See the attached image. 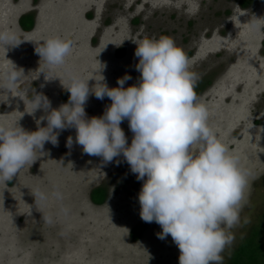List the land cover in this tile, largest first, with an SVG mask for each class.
<instances>
[{"label": "rangeland", "instance_id": "obj_1", "mask_svg": "<svg viewBox=\"0 0 264 264\" xmlns=\"http://www.w3.org/2000/svg\"><path fill=\"white\" fill-rule=\"evenodd\" d=\"M28 13L35 15V25L25 31L20 18ZM256 18H264V0H0V31L10 30L23 41L6 52L0 46V126L18 123L29 132L45 127L44 113L32 114L28 103L35 92L53 109L68 103L63 68L53 80L41 73L47 68L35 48L43 41L71 39L63 67L89 80L90 88L118 87L126 74L132 77L127 88L140 77L137 44L171 37L189 59L195 88L204 86L198 99L209 111V127L251 172L239 223L230 230L234 240L221 253L227 264L252 227L264 223V24L254 29ZM12 64L24 75L7 89L4 73ZM110 104L107 97L90 95L86 116L100 117ZM121 128L130 145L128 122ZM75 136V129L63 131L58 146L45 144L48 155L38 156L7 185L0 182V264H179L171 236L159 239L161 227L140 218L143 182L126 162L104 165L102 158L84 154ZM53 185L64 194L68 217L55 215V201L35 207L30 191L36 186L50 191ZM100 186L108 196L96 205L91 193ZM39 211L52 213L55 222L45 224ZM140 226L141 236L134 239Z\"/></svg>", "mask_w": 264, "mask_h": 264}, {"label": "clouds", "instance_id": "obj_2", "mask_svg": "<svg viewBox=\"0 0 264 264\" xmlns=\"http://www.w3.org/2000/svg\"><path fill=\"white\" fill-rule=\"evenodd\" d=\"M256 22L254 29L264 18ZM22 42L14 32L0 31L5 52ZM72 49L73 41L61 38L47 39L35 48L47 68L41 72L45 80L56 79L55 70L63 68L69 101L53 109L46 96L35 92L28 103L32 114L44 113L40 121H46L45 127L29 132L18 123L0 126V182L13 181L38 156L48 155L46 143L56 147L63 131L75 129V143L84 154L102 158L104 165L126 162L143 182L138 193L140 218L161 227L159 239L171 236L180 251L179 264H223L221 253L234 240L230 230L239 223L251 172L209 127V111L199 102L184 51L168 36L144 39L134 53L140 73L136 84L125 88L132 79L126 74L117 80L118 87L100 83L90 88L89 80L63 67ZM22 75L23 70L13 65L4 73L5 87L14 88ZM90 95L111 100L102 116H86ZM124 121L133 134L130 145L121 128ZM73 143L69 136L66 147L71 149ZM30 192L36 209L55 201L56 216L70 215L58 185L50 191L36 186ZM39 212L45 224L55 222L52 213Z\"/></svg>", "mask_w": 264, "mask_h": 264}, {"label": "trees", "instance_id": "obj_3", "mask_svg": "<svg viewBox=\"0 0 264 264\" xmlns=\"http://www.w3.org/2000/svg\"><path fill=\"white\" fill-rule=\"evenodd\" d=\"M247 3V2H246ZM35 25L33 13L24 14L20 18V26L25 31H30ZM204 86L194 88L197 96ZM108 189L105 186L95 188L91 193V200L96 205H102L107 200ZM143 231V226L133 230L132 236L138 239ZM227 264H264V223L252 227L248 236L237 246L230 256Z\"/></svg>", "mask_w": 264, "mask_h": 264}]
</instances>
